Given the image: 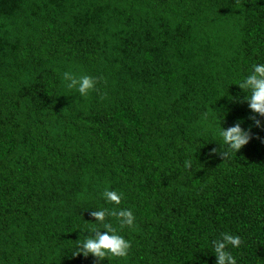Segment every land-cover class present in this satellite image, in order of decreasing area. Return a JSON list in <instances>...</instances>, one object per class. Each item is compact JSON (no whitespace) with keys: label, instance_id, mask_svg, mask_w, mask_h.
Segmentation results:
<instances>
[{"label":"trees","instance_id":"16d2710c","mask_svg":"<svg viewBox=\"0 0 264 264\" xmlns=\"http://www.w3.org/2000/svg\"><path fill=\"white\" fill-rule=\"evenodd\" d=\"M255 63L264 0H0V264H215L223 232L264 264V117L238 85ZM237 122L252 138L224 158ZM99 208L133 211L107 218L126 257L72 256Z\"/></svg>","mask_w":264,"mask_h":264},{"label":"clouds","instance_id":"9594fccd","mask_svg":"<svg viewBox=\"0 0 264 264\" xmlns=\"http://www.w3.org/2000/svg\"><path fill=\"white\" fill-rule=\"evenodd\" d=\"M65 81L69 89H75L80 96L86 97L91 90H94L97 84L95 77L89 75L76 76L72 72H64ZM239 87L244 90L247 95L244 100L247 101L249 109L253 114H258L264 117V63H255L251 65L250 71L239 83ZM256 127H264L260 119L256 115L251 117ZM252 138L251 129H245L240 122L220 129V145L221 151L219 154L222 157H228L232 153L237 154L240 149L247 145ZM213 151H216L215 149ZM184 166L190 167L191 161L186 159ZM122 193L115 190L105 188L101 193L102 198L107 203L119 205L122 200ZM95 218V224L100 227H95L89 230V235L85 236L83 241L77 243L76 248L72 251V256L89 255L103 260L108 257H126L130 249V241L126 239L120 231L113 228L108 217L117 219L120 229L125 226L133 228L135 225V215L131 209H108L99 208L91 212ZM102 229L104 231H102ZM241 239L238 235L229 232H223L220 236L214 239L212 244V253L215 255V264H236V258L229 250L238 248Z\"/></svg>","mask_w":264,"mask_h":264}]
</instances>
